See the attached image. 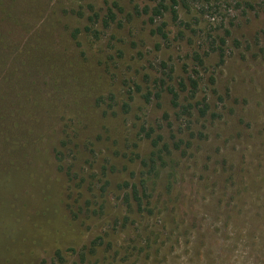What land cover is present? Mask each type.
Here are the masks:
<instances>
[{
    "label": "rangeland",
    "instance_id": "374dc122",
    "mask_svg": "<svg viewBox=\"0 0 264 264\" xmlns=\"http://www.w3.org/2000/svg\"><path fill=\"white\" fill-rule=\"evenodd\" d=\"M161 1L0 0L3 264H264V0Z\"/></svg>",
    "mask_w": 264,
    "mask_h": 264
},
{
    "label": "trees",
    "instance_id": "16d2710c",
    "mask_svg": "<svg viewBox=\"0 0 264 264\" xmlns=\"http://www.w3.org/2000/svg\"><path fill=\"white\" fill-rule=\"evenodd\" d=\"M167 1L168 0H162L161 3L159 4V6L153 11L154 13V17H161L163 15V12L172 10L173 14H176V7L178 6V1L177 0H171L172 5H167ZM110 18H113V13H111L110 11ZM172 92L174 93V91L172 90ZM175 99L178 98L177 94L174 93ZM156 146L158 145V143H155ZM45 162V158L41 157L38 158L37 160V168L40 171H37L39 174H41V171H45V166L43 165ZM13 179L14 182L12 183V188H13V194L15 197V200L13 201V203L11 204V212H14L20 216L24 215V211H21V209L17 208L16 203H20L18 201V197L20 196L23 199L22 196V192H32L35 191L37 188H39V183H41L43 181V183L45 184V188H43L42 193L37 195V200H36V205H34L36 208H39L38 210H40L37 214L38 215H42L44 217H46L49 213H51L52 210L55 209V205H53L52 203V196L49 192V181L47 182V178H45V180L43 178L41 179H36V177L34 178L31 174H27V176L25 177H21V176H16V174L8 172L6 169L1 168L0 167V186L4 185V182L6 183L8 180ZM32 181V183H31ZM38 183V186H37ZM31 190V191H28ZM39 195H43V199L46 201L45 205L41 202V200L39 199ZM1 196V193H0ZM16 202V203H15ZM1 203L2 200L0 199V213H2L1 211ZM32 214L34 216H38L36 214V210H34L32 212ZM25 222H27L28 220L32 221V217L30 216H26L25 217ZM26 229L28 231H30L28 233L27 236L23 237L24 234V228H18L17 229V234H19L20 236H16V242L14 244H9L7 246H5V249L2 250L3 251V255L0 257V264H3L5 261V255H8L9 251L11 250V248L13 246H18L21 244H26L27 242H29L28 240L32 241L31 239L35 240L34 244H36V242H38L39 240L43 239V236L38 232L33 231L30 227H28V224L25 225ZM42 237V238H41ZM39 245V244H38ZM84 257V255H82ZM57 258L58 260L63 261L64 258V253L61 249H58L55 253V256L53 259Z\"/></svg>",
    "mask_w": 264,
    "mask_h": 264
}]
</instances>
